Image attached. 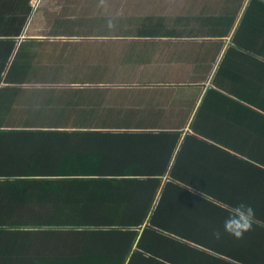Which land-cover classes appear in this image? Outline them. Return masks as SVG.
I'll return each mask as SVG.
<instances>
[{"label": "crops", "instance_id": "0c3cea01", "mask_svg": "<svg viewBox=\"0 0 264 264\" xmlns=\"http://www.w3.org/2000/svg\"><path fill=\"white\" fill-rule=\"evenodd\" d=\"M138 142H177L174 181L264 224V0H0V182L41 184L0 187V209L78 204L65 186L123 178L117 160L149 174Z\"/></svg>", "mask_w": 264, "mask_h": 264}, {"label": "trees", "instance_id": "16d2710c", "mask_svg": "<svg viewBox=\"0 0 264 264\" xmlns=\"http://www.w3.org/2000/svg\"><path fill=\"white\" fill-rule=\"evenodd\" d=\"M158 143L133 146L138 153L154 155L156 168L149 174L142 173V155L138 160H117L111 168L123 178L114 182L65 186L78 192V204L34 210L23 200L18 206L0 209V264H264L263 241L255 240L258 235L264 237V224L254 219L252 230L240 239L225 233L224 223L235 210V199L226 193L201 195L178 184L174 180L182 178L176 161L171 163L177 142H163L165 151L156 155ZM140 173L143 179L132 178ZM162 177L166 178L163 184ZM223 181L216 176L213 183L220 186ZM62 183L45 185L58 187ZM213 183L208 189L197 183L191 186L207 193ZM40 185L20 179L0 182V187ZM175 190H180L179 196ZM67 196L36 197L51 201ZM127 199L136 205L108 204ZM214 230L220 231L219 239L213 236ZM98 231L110 240L96 253L88 241L92 234L100 237Z\"/></svg>", "mask_w": 264, "mask_h": 264}, {"label": "clouds", "instance_id": "9594fccd", "mask_svg": "<svg viewBox=\"0 0 264 264\" xmlns=\"http://www.w3.org/2000/svg\"><path fill=\"white\" fill-rule=\"evenodd\" d=\"M191 190V189H190ZM255 217V209L244 201H240L233 213L224 223L223 231L237 239L243 238L244 234L252 230ZM213 236L220 238L219 230H214Z\"/></svg>", "mask_w": 264, "mask_h": 264}]
</instances>
